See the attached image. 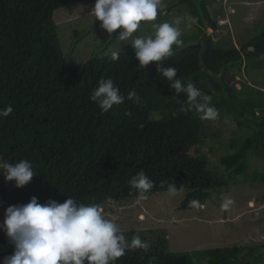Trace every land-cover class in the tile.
Returning a JSON list of instances; mask_svg holds the SVG:
<instances>
[{"label":"trees","instance_id":"obj_1","mask_svg":"<svg viewBox=\"0 0 264 264\" xmlns=\"http://www.w3.org/2000/svg\"><path fill=\"white\" fill-rule=\"evenodd\" d=\"M213 1L169 0L158 22L179 10L198 18L195 33L184 37L183 47L163 64L174 67L177 78L211 95L218 119L229 117L245 131L230 140V153L221 155L219 164L200 150L206 120L195 111H181L186 96L175 95L156 63L138 69L132 46L124 51L113 48L119 29L86 61L68 62L54 12L70 13L73 4L94 6L95 0H0V108H14L0 120V156L10 162L28 159L36 170L23 187L0 174V208L26 204L33 196L41 204L49 199L63 203L68 196L100 206L130 200L140 194L128 181L142 170L154 181L146 194L168 191L174 183L177 191H188L184 207L194 201L203 204L213 191L238 181L264 183V170L248 173L252 159L264 163V90L251 80L236 79L243 65L252 67L264 57V31L244 39L239 48L220 45L205 33L207 28L219 29L209 10ZM95 26L100 24L89 29ZM85 33L77 34L71 49ZM190 41L196 43L187 45ZM113 51L120 52L118 60L110 58ZM101 78L113 79L125 97L107 113L90 100ZM129 92L140 101L127 99ZM152 240L147 241V253L129 252L116 264H264V245L248 252L234 245L190 254L164 252L163 242ZM0 249V259L13 251L3 231Z\"/></svg>","mask_w":264,"mask_h":264},{"label":"clouds","instance_id":"obj_2","mask_svg":"<svg viewBox=\"0 0 264 264\" xmlns=\"http://www.w3.org/2000/svg\"><path fill=\"white\" fill-rule=\"evenodd\" d=\"M90 13L101 22L100 27L107 31L109 37L114 30L121 29L116 38L131 44L139 61L138 69L146 68L150 62L156 63L158 72L175 90V95L186 96L181 111H195L204 120L219 118L211 95L198 89L191 81L177 78V70L163 64L174 55L175 49L183 47L181 25L191 28L198 23L197 17L185 14L171 21L158 22V17L165 14L164 0H95ZM142 22H151V34H139ZM119 55V51H113L110 58L115 61ZM209 75L213 73L209 72ZM127 99L140 101L135 92H129ZM90 100L107 113L124 103L125 97L113 79L101 78L92 90ZM13 111L11 104L0 108V120ZM35 173L28 159L10 162L0 156V174L6 181L14 180L16 187L27 185ZM128 183L142 199L154 187V181L143 170L133 175ZM168 193L170 196L177 194L174 183L168 186ZM231 203V200L225 201L222 209H228ZM0 231L13 246L12 253L3 256L0 264H116L118 258L129 252L140 249L147 253L151 247L139 235L128 239L124 230L105 216L99 204H85L71 196L63 203L49 199L41 204L33 196L26 204L10 205L5 209Z\"/></svg>","mask_w":264,"mask_h":264},{"label":"rangeland","instance_id":"obj_3","mask_svg":"<svg viewBox=\"0 0 264 264\" xmlns=\"http://www.w3.org/2000/svg\"><path fill=\"white\" fill-rule=\"evenodd\" d=\"M169 0H164L166 6ZM70 6V13L64 9H57L53 19L57 24L64 55L69 52L68 62L80 63L87 60L91 52L100 46L108 37L106 30L100 26L91 29L90 26L101 22L90 13L93 6ZM209 10L217 20L219 29L213 31L207 28L205 33L224 47L234 45L239 48L244 39L264 31V0H214ZM188 14L186 10L173 11L164 21H171L176 16ZM94 19V21H93ZM183 29L182 39L195 33L194 25ZM86 30L84 39L77 47L71 49L74 38L82 30ZM100 30V31H98ZM121 29H119V32ZM151 22H142L140 35L152 33ZM124 51L131 44H125L117 39L113 48ZM190 41L186 44H194ZM120 49V50H121ZM110 53V51H107ZM259 57L252 67L241 68L236 79L253 82L264 90V66ZM239 88L240 84H236ZM244 130L237 128L229 117L206 120L204 124V145L200 148L211 163L219 164L223 154H229L230 140L240 138ZM264 163L252 159L248 173L261 172ZM187 190H178L175 196L168 191L146 194V198H133L124 201L109 200L103 206L105 216L115 221L125 232L127 238L136 233L143 240H161L164 252L196 253L210 248H224L230 246L243 247L245 252L250 248L264 245V183L236 182L228 189H217L203 204L184 207ZM231 200L229 208L222 209L225 201ZM19 204H24L19 203ZM0 208V223L5 218V209ZM161 249V248H160ZM264 249L261 250V253ZM259 253L255 250L252 255ZM196 258V257H195ZM195 264H202L194 261Z\"/></svg>","mask_w":264,"mask_h":264}]
</instances>
